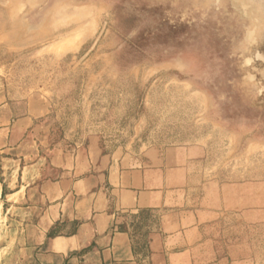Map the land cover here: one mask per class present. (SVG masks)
<instances>
[{
  "label": "rangeland",
  "instance_id": "obj_1",
  "mask_svg": "<svg viewBox=\"0 0 264 264\" xmlns=\"http://www.w3.org/2000/svg\"><path fill=\"white\" fill-rule=\"evenodd\" d=\"M2 99H40L69 151L195 157L131 233L264 264V0H0Z\"/></svg>",
  "mask_w": 264,
  "mask_h": 264
},
{
  "label": "crops",
  "instance_id": "obj_2",
  "mask_svg": "<svg viewBox=\"0 0 264 264\" xmlns=\"http://www.w3.org/2000/svg\"><path fill=\"white\" fill-rule=\"evenodd\" d=\"M40 99L0 101V264H195L155 231L135 253L129 220L181 207L195 157L101 155L54 144Z\"/></svg>",
  "mask_w": 264,
  "mask_h": 264
},
{
  "label": "trees",
  "instance_id": "obj_3",
  "mask_svg": "<svg viewBox=\"0 0 264 264\" xmlns=\"http://www.w3.org/2000/svg\"><path fill=\"white\" fill-rule=\"evenodd\" d=\"M150 210H143L135 217H140L146 212H149ZM135 239V253L141 255V256H148L149 255V240L148 235H145L144 238H140L135 234H132Z\"/></svg>",
  "mask_w": 264,
  "mask_h": 264
}]
</instances>
